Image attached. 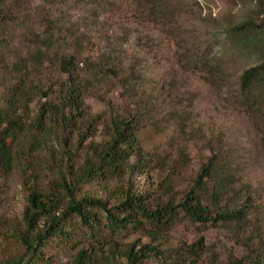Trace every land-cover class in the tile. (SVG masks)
I'll use <instances>...</instances> for the list:
<instances>
[{"label":"rangeland","instance_id":"1","mask_svg":"<svg viewBox=\"0 0 264 264\" xmlns=\"http://www.w3.org/2000/svg\"><path fill=\"white\" fill-rule=\"evenodd\" d=\"M137 1L7 0L6 21L0 27V97L7 98L21 80V65L16 63L30 60L31 70H35L40 65L34 54L46 51L49 57L42 71L30 74L40 91L24 115L28 133L36 132L41 105L58 102L52 93L59 76L52 64L57 54H75L86 60L110 56L135 65L136 75H144L147 92L157 98L164 127L157 132L148 126L141 133L144 148L177 158L176 149L181 145L190 155L176 192L162 200L177 205L191 188L208 154L207 142L198 140V130L209 137L223 136L239 177L252 188L253 204L246 225H202L186 219L174 223L159 241L166 262L191 264L190 246L196 244L192 255L199 264L264 263V111L252 113L238 92L240 74L257 63V56L227 36L232 25L255 18L256 0H150L155 6L146 11L148 15L141 13ZM94 90L104 97H87L85 110L91 115L108 119L128 106L119 86L102 83ZM77 127L51 123L47 140L37 149L30 147L33 136L27 133L17 144L12 167L0 162V264L17 262L26 255L23 235L33 239L45 231L43 224L29 229L24 220L35 189L60 197L61 211L73 199L94 200L121 216L114 207L128 195L142 196L149 208L160 201L156 191L164 175L160 169L130 167L116 176H110L107 169H103L106 174L86 173L83 167L91 156L96 157L104 132L99 126L95 132L87 128L78 136ZM87 208L106 217V211L97 205ZM66 227L69 237L48 236L40 245L36 264H78L79 253L85 255L82 264L99 263L106 256L115 261L128 245L135 243L136 250H141L151 242L133 228L117 235L108 226L89 229L77 215L68 219ZM257 227L262 239L250 244L245 236ZM200 239L203 248L198 255Z\"/></svg>","mask_w":264,"mask_h":264},{"label":"trees","instance_id":"2","mask_svg":"<svg viewBox=\"0 0 264 264\" xmlns=\"http://www.w3.org/2000/svg\"><path fill=\"white\" fill-rule=\"evenodd\" d=\"M140 11L148 15L149 9H154L155 3L150 0H138ZM7 0H0V27L6 21L4 15ZM255 18H244L232 25L227 36L236 41L243 50L257 56V63L247 67L239 76V96L252 113L264 111V0H256ZM152 6L150 8V6ZM142 6V9H141ZM173 14L175 12L171 11ZM154 15L157 17L156 11ZM151 16V14L149 15ZM1 29V28H0ZM40 67L31 70V61L22 60L16 65L22 77L11 89L7 98L0 97V162L12 167L17 144L23 141L28 133L27 121L24 116L26 109L33 103L40 91L33 82L31 73L42 71L48 61L46 51H37L33 56ZM58 72V82L53 88L55 99L50 104H42L36 118V132H29L30 147L40 148L49 132L47 126L51 123L79 125L78 136L83 135L87 128L91 132L102 126L104 132L103 145L96 157L91 156L83 167L86 173L106 174L116 176L120 170L135 167L160 169L164 175L157 183L156 191L161 196L154 208L144 205L140 195H128L119 205L114 207L121 216L111 212L100 201L71 200L65 210L61 211V198L50 193L35 189L29 196V204L25 210L24 220L29 229H36L43 224L44 233L38 232L31 239L23 235L22 240L27 246L26 255L17 262L9 264H36L41 256L40 245L48 236L69 237L66 222L72 215L80 217L81 223L89 229L102 230L109 228L113 234L133 228L142 231L151 240L136 250V244H130L121 251L118 260L112 261L106 256L95 264H168L167 257L160 245V239L165 236L178 220H188L202 225H224L237 223L246 225L251 215L252 188L251 184L239 177L231 153L226 149L223 136L220 133L207 136L206 132L198 130V140L206 143L207 156L203 160L193 178L191 188L184 193L177 204L163 201V197L173 195L178 186L182 171L189 167L190 155L185 146L177 147V158L171 153H161L157 150L149 152L144 148L141 133L148 127L157 132L164 130L159 118V106L154 93H148L143 82L144 75H136L135 65L114 59L110 56H99L95 60L82 59L78 55L57 54L52 63ZM37 64H34L36 67ZM65 75L66 78H63ZM106 84L119 86L124 92L127 107L116 112L108 119L101 114L91 115L86 112V99L89 95L104 97L94 90L95 85ZM120 83V84H119ZM54 87H56L54 89ZM49 97V95H47ZM93 128V129H92ZM41 129H43L41 131ZM206 136L208 138H206ZM225 143V145H224ZM135 162V164H133ZM89 171V172H88ZM87 176V175H86ZM105 176V175H104ZM97 205L106 211V217L88 210L87 205ZM106 220V224L104 221ZM107 225V226H106ZM245 238L250 244L262 239L259 227L252 230ZM203 239L199 240L198 255L203 248ZM195 246V248H193ZM112 249L116 246H110ZM191 264H199L192 252L196 244L190 246ZM85 255L79 253L76 263L82 264ZM149 258L152 262H149ZM124 259V260H123ZM254 264H264L255 261Z\"/></svg>","mask_w":264,"mask_h":264}]
</instances>
